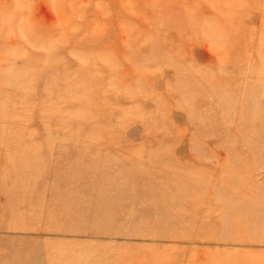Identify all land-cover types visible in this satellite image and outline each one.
<instances>
[{
	"label": "rangeland",
	"instance_id": "1",
	"mask_svg": "<svg viewBox=\"0 0 264 264\" xmlns=\"http://www.w3.org/2000/svg\"><path fill=\"white\" fill-rule=\"evenodd\" d=\"M0 264H264V0H0Z\"/></svg>",
	"mask_w": 264,
	"mask_h": 264
},
{
	"label": "bare ground",
	"instance_id": "2",
	"mask_svg": "<svg viewBox=\"0 0 264 264\" xmlns=\"http://www.w3.org/2000/svg\"><path fill=\"white\" fill-rule=\"evenodd\" d=\"M221 97V96H220ZM244 110L241 111V115H239V121H241V117H243L244 119H246V113L243 112ZM245 114V115H244ZM241 125H243L241 122H240ZM251 124L250 122L248 123V125ZM250 126V125H249ZM243 127V126H242ZM263 138V137H261ZM243 151V149H241ZM254 153V150L251 148L250 150V154L253 155ZM197 154V153H196ZM242 160V159H241ZM238 162H240L238 164ZM243 165L241 164V161H240V158L238 157V160L236 162V167H235V172H237V174H242L243 173ZM123 171V170H122Z\"/></svg>",
	"mask_w": 264,
	"mask_h": 264
}]
</instances>
